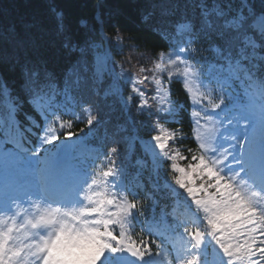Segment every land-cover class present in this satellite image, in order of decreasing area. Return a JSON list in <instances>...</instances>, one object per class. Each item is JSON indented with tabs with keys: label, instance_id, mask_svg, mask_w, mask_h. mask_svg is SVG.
<instances>
[{
	"label": "snow or ice",
	"instance_id": "obj_1",
	"mask_svg": "<svg viewBox=\"0 0 264 264\" xmlns=\"http://www.w3.org/2000/svg\"><path fill=\"white\" fill-rule=\"evenodd\" d=\"M156 9L169 48L132 75L97 54V33L122 42L99 15L70 32L57 12L62 47L77 54L62 75L28 26L0 28V74L19 84L0 75V264H264V0ZM201 51L210 70L190 59ZM173 80L192 104L190 135L165 127L184 119Z\"/></svg>",
	"mask_w": 264,
	"mask_h": 264
},
{
	"label": "trees",
	"instance_id": "obj_2",
	"mask_svg": "<svg viewBox=\"0 0 264 264\" xmlns=\"http://www.w3.org/2000/svg\"><path fill=\"white\" fill-rule=\"evenodd\" d=\"M154 2L155 0H0V28L7 27L11 23H16L18 27L28 26L34 43L42 51L56 54L57 59L51 66L57 74L62 75L77 59V54L68 55L62 47L63 37L59 34L57 12L63 13L65 28L70 32L81 28L83 26L81 22L94 25V18L97 15L101 16L105 21V34L109 37L118 34L122 40L121 45L117 47L112 41L103 42L98 33L93 39L101 46L109 47L110 54L116 62H120L121 56L130 57L133 53L141 55L142 60L145 56L155 59L158 52L168 50L169 42L153 31L156 18L159 15L158 9L153 11ZM150 12H153V15L145 20L144 17L148 16ZM0 48H3L2 44H0ZM213 55L210 51H201L190 59L199 60L206 69L212 62ZM87 59L90 62V53ZM0 75L3 76L9 88L18 89L19 84L15 77L7 73ZM123 90L127 96V87L124 86ZM171 95L172 99L179 102L180 106L184 108V119L182 125L168 124V126L169 128L180 127L184 133L190 135L189 112L192 109V104L179 80H173ZM105 110L109 111L108 107L102 109V115L108 113ZM23 111H30V109L25 105ZM18 118L22 125L27 124L22 113L18 114ZM135 119L140 121L144 117L136 116ZM80 128H85V124L75 123L72 131L78 132ZM102 131L103 129L100 130L101 133ZM180 145L193 149L196 147L192 139L183 140ZM140 154L138 146L137 155ZM134 160L135 156H133L132 162L126 161L130 173L136 171L132 167ZM165 172H167L166 167ZM147 174L145 171L144 175L147 176ZM128 179L132 180L131 175ZM139 232L140 227L137 226L132 232L134 239L139 238L136 236V233Z\"/></svg>",
	"mask_w": 264,
	"mask_h": 264
},
{
	"label": "rangeland",
	"instance_id": "obj_3",
	"mask_svg": "<svg viewBox=\"0 0 264 264\" xmlns=\"http://www.w3.org/2000/svg\"><path fill=\"white\" fill-rule=\"evenodd\" d=\"M97 54L101 55V56L107 54L109 56V58H110V61H109L110 65L115 66L117 73L120 71V68L122 66L124 68V70L129 75L138 73L140 66H144L146 68L147 67H151L153 62H154V59H149L146 56L144 57V60H142V56L141 55H137L136 53H133L132 56H130V57L121 56L120 62H116L115 59L110 54L109 47H106V46H103V45L102 46L100 45V47L97 49ZM90 57H91V59H90L89 63H91L92 60H93L92 53H90ZM165 79H167V77H165ZM109 82H110V78L105 76L104 83H103V85H101V91H103V88L106 87ZM121 84L123 86V89H124V86H126L127 89H128V86L126 84H124L123 82H121ZM234 91L235 92H241L242 90L237 88ZM232 94L234 95L235 93H232ZM94 99H97V98H94ZM101 107H102V109H105V108H107V104L106 103H102ZM105 111H108V110H105ZM165 127L169 128L168 125H165Z\"/></svg>",
	"mask_w": 264,
	"mask_h": 264
}]
</instances>
